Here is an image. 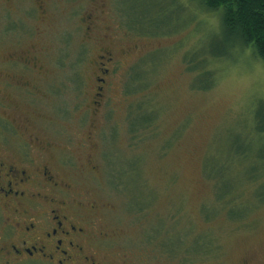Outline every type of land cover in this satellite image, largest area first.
I'll return each instance as SVG.
<instances>
[{
  "label": "rangeland",
  "instance_id": "rangeland-1",
  "mask_svg": "<svg viewBox=\"0 0 264 264\" xmlns=\"http://www.w3.org/2000/svg\"><path fill=\"white\" fill-rule=\"evenodd\" d=\"M45 6L40 20L35 0H0V69L18 72L4 61L22 51L46 71L24 77L31 93L4 92L0 146L25 131L54 144L50 160L119 264H264V62L200 0Z\"/></svg>",
  "mask_w": 264,
  "mask_h": 264
},
{
  "label": "flooded vegetation",
  "instance_id": "flooded-vegetation-1",
  "mask_svg": "<svg viewBox=\"0 0 264 264\" xmlns=\"http://www.w3.org/2000/svg\"><path fill=\"white\" fill-rule=\"evenodd\" d=\"M45 2L35 0L34 11L40 20L48 14ZM37 59L21 51L4 61L19 71L0 69V110H12L4 92L11 94L18 87L32 92L25 76L38 83L46 78ZM103 59L111 63L112 52L103 50L93 62L98 72L93 75L97 95L109 71L102 66ZM73 78V91L78 93V74ZM25 133L22 143L13 149L0 146V264H119L108 256L90 229L86 206L91 210L93 206L75 199L73 186L64 181L60 171L62 164L50 160L48 149L56 146L49 141L42 144L36 135ZM82 157L88 163L91 154L85 152Z\"/></svg>",
  "mask_w": 264,
  "mask_h": 264
},
{
  "label": "trees",
  "instance_id": "trees-1",
  "mask_svg": "<svg viewBox=\"0 0 264 264\" xmlns=\"http://www.w3.org/2000/svg\"><path fill=\"white\" fill-rule=\"evenodd\" d=\"M200 2L209 10L220 11L221 26L228 35L226 38H233L242 46L250 47L253 54L264 62V0H200ZM210 86L211 84L208 87ZM228 214L231 218L242 216V213L234 214L231 210ZM201 247L196 246L192 252H198Z\"/></svg>",
  "mask_w": 264,
  "mask_h": 264
}]
</instances>
